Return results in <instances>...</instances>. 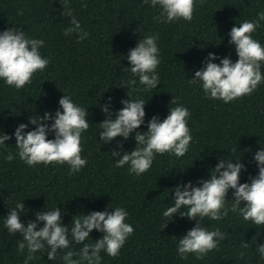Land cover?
<instances>
[{"label": "trees", "instance_id": "16d2710c", "mask_svg": "<svg viewBox=\"0 0 264 264\" xmlns=\"http://www.w3.org/2000/svg\"><path fill=\"white\" fill-rule=\"evenodd\" d=\"M66 2L72 16L61 14ZM196 2L191 22L181 19L160 23L153 19L159 15V6L153 9L150 0L148 4L143 0H0V33L15 28L23 30L29 39L43 40L40 53L49 60L46 69L35 73L31 83L20 90L0 79V132L11 137L5 142L7 146H0V264H24L28 255L27 248L23 253L18 250L22 235L9 234L4 227L9 211L18 202L24 204L20 220L25 225L35 222L36 213L57 207L62 226L69 229L76 215L124 208L128 212L125 222L133 226L134 233L118 257L101 251V264H264L257 251L264 245V226L257 228L238 212L229 211L218 221L204 218L201 226L209 231L218 228L225 239L203 259L188 254L186 260L178 254L179 239L195 227L196 221L175 215L169 222L162 215L173 206V189L189 182L200 186L198 182L210 179V171L221 160H240L244 170L239 182L250 183L249 178L258 175L254 156L264 148V82L250 96L227 104L207 98L200 82H188L205 66L210 53L233 63L238 60L235 46L229 45V33L264 12V0ZM20 11L23 15H18ZM73 17L88 33L80 43L76 33L64 35ZM149 34L158 36L161 63L157 68L158 87L144 91L138 77L127 69L131 67L127 54ZM252 37L264 47V22ZM212 62L219 64L220 60ZM261 73L264 75V63ZM132 79H136L134 86L129 84ZM129 92L133 100L149 101L144 109L145 122L136 130L141 133L148 130L152 117L163 121L169 115L170 107L177 106L171 105L174 98L190 111L192 141L185 156L157 154L151 169L139 177L129 174L128 165L115 167L119 157L111 155L113 150L130 154L136 147L135 132L127 141L117 137L104 144L99 139V124L107 119L101 107L110 98L109 111L115 119L123 107L121 101L130 99ZM64 95H70L77 106L88 111L86 119L90 123L81 145L87 164L71 175L67 164L29 167L17 154L14 136L21 124L28 126L25 133L35 130L30 118L43 117L46 112L54 117L56 111H62L59 100ZM47 138L54 139V134L49 133ZM9 152L15 156L12 162L5 159ZM226 201L225 206L231 208L233 190H229ZM42 227L38 223L36 230ZM103 235L94 229L86 243H95ZM243 243L248 247H242ZM82 247L58 250L56 259L49 260L46 245L28 264H64L68 250L79 252Z\"/></svg>", "mask_w": 264, "mask_h": 264}, {"label": "clouds", "instance_id": "9594fccd", "mask_svg": "<svg viewBox=\"0 0 264 264\" xmlns=\"http://www.w3.org/2000/svg\"><path fill=\"white\" fill-rule=\"evenodd\" d=\"M199 2L202 5L204 0ZM143 3L148 4L149 0H143ZM150 4L153 9L159 6V15L153 19L160 23H171L181 19L191 22L197 7L196 0H150ZM61 14L72 16L67 2ZM18 15H23V12H18ZM261 22H264V12L258 13L255 20H246L231 29L229 45L235 46L238 57L235 63L227 57L219 58L210 53L204 61L205 66L196 71L195 77L188 82L193 85L200 82L207 98L221 100L225 104L250 96L264 82V75L261 73L264 47L252 37L261 26ZM71 25L65 29L64 35L76 33L77 43L87 39L88 33L82 30L74 17L71 19ZM157 40L156 35H145L127 54V60L131 65L127 69L133 77H138L144 91L156 89L159 85L157 68L161 61ZM44 43L40 39L27 38L23 30L15 28L0 33V79L17 90L30 84L33 75L44 71L49 64V60L43 58L40 53ZM217 59L220 60L219 64L212 62ZM129 84L134 86L136 79L130 80ZM131 90L136 89L133 87ZM128 95L130 97V92ZM121 103L122 109L115 114V119H112L109 98L108 104L101 107L107 119L99 124L102 129L99 139L104 144L117 137L127 141L130 134L135 132L136 147L130 154H121V151L116 150L111 152L113 157H119L115 167L123 168L128 165L129 174L139 177L151 169L157 154L167 153L177 158L185 156L192 141L188 127L190 111L179 105L176 98L171 101V105L177 106L170 107L169 115L163 121L156 116L152 117L147 124L148 130L143 133L136 130L145 122L144 109L147 103L143 99L133 100L131 97ZM59 106L62 111H56L54 117L46 112L43 117L30 118V123L35 126L33 131L25 133L28 126L19 125L14 133L15 147L18 149L20 160L29 167L39 164L45 166L67 164L70 168L69 174H76L87 164V160L81 155L83 152L81 145L82 134L90 127L86 119L88 111L77 106L70 95H64L59 100ZM49 133L54 134V139L47 138ZM10 139V136L0 132V146H7L5 142ZM120 148L122 150L123 146L120 145ZM5 159L12 162L15 156L9 152ZM254 161L257 164L258 175L250 177V183L239 182L240 173L244 170L240 160L236 162L221 160L210 171V179L198 182L200 186H193L189 182L173 189V206L163 212V217L168 218L169 222L175 215L196 221L195 227L179 239L177 251L182 260H186L188 254H195L197 259H203L210 251L218 248L220 240L225 239V235L218 228L209 231L202 227L201 221L204 218L218 221L227 217L231 211L238 212L245 221H250L257 228L264 226V148L255 154ZM230 189L233 190V201L231 208H227L226 196ZM182 208H186L187 211H180ZM24 211V204L18 202L15 208L9 211L4 224L9 234L22 235L23 242L18 243V250L23 253L27 248L28 255L24 264L36 259L34 254L43 250L46 245L50 249L47 252L49 260L56 259L58 250L83 245L79 252L68 250L63 256L64 264L85 262L101 264V251H105L109 257H118L127 239L134 233L133 226L125 222L128 212L122 207H116L112 211L76 215L72 219L70 229L62 226L61 212L57 207L54 210L36 213L35 222L30 221L27 225L20 220V214ZM38 223H42L43 227L36 230ZM94 229L103 233V238L92 244L86 243ZM242 247L247 248L248 244L243 243ZM257 251L260 258L264 259V245L258 246ZM74 256H78L79 259H73Z\"/></svg>", "mask_w": 264, "mask_h": 264}]
</instances>
